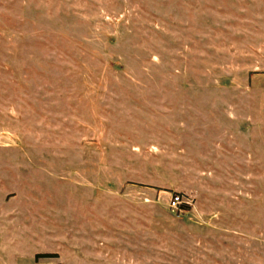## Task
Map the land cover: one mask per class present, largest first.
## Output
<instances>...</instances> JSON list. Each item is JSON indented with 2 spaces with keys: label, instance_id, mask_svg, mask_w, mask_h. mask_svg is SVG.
<instances>
[{
  "label": "rangeland",
  "instance_id": "374dc122",
  "mask_svg": "<svg viewBox=\"0 0 264 264\" xmlns=\"http://www.w3.org/2000/svg\"><path fill=\"white\" fill-rule=\"evenodd\" d=\"M0 264H264V0H0Z\"/></svg>",
  "mask_w": 264,
  "mask_h": 264
},
{
  "label": "built area",
  "instance_id": "2783aa9c",
  "mask_svg": "<svg viewBox=\"0 0 264 264\" xmlns=\"http://www.w3.org/2000/svg\"><path fill=\"white\" fill-rule=\"evenodd\" d=\"M179 196L175 195L170 200V206L173 208H177L179 206Z\"/></svg>",
  "mask_w": 264,
  "mask_h": 264
}]
</instances>
